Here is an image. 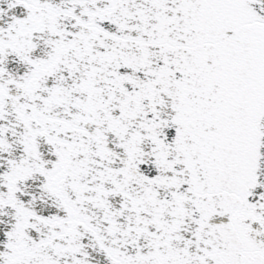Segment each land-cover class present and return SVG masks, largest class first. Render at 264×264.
<instances>
[{"label":"snow or ice","instance_id":"6c2138e0","mask_svg":"<svg viewBox=\"0 0 264 264\" xmlns=\"http://www.w3.org/2000/svg\"><path fill=\"white\" fill-rule=\"evenodd\" d=\"M0 264H264V0H0Z\"/></svg>","mask_w":264,"mask_h":264}]
</instances>
